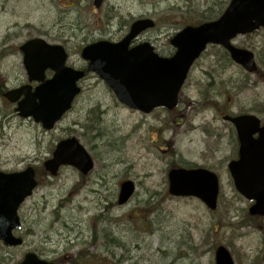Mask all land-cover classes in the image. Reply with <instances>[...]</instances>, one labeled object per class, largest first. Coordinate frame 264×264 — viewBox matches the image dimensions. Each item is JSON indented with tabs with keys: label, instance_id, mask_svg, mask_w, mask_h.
Segmentation results:
<instances>
[{
	"label": "rangeland",
	"instance_id": "obj_1",
	"mask_svg": "<svg viewBox=\"0 0 264 264\" xmlns=\"http://www.w3.org/2000/svg\"><path fill=\"white\" fill-rule=\"evenodd\" d=\"M227 2L106 0L97 10L93 0H0V74L10 88L25 80L19 46L30 37H52L48 32L70 38L72 58L81 63L82 45L100 38L119 40L142 15L155 17L158 25L147 34L158 38V52L169 54L170 38L182 23L196 18L194 9L218 15ZM234 43L254 51L258 60L264 31L239 36ZM183 93L194 100L207 95L227 99L235 113L260 106L263 112L255 114L264 119V81L255 74L247 77L219 46H209L195 62ZM182 116L170 119L163 109L150 115L133 111L96 75L84 80L71 111L50 131L19 117L0 95V171L42 166L57 142L69 136H76L96 162L85 176L73 166H63L57 176L41 175V184L20 209L19 234L24 236L27 228V238L17 248L0 243V261L18 264L26 252L35 251L59 264L88 258L100 264H215V247L224 244L236 264H258L264 259V219L250 222L252 202L236 191L228 171L237 150L233 128L209 107H189ZM204 127L212 128V134ZM172 163L219 175L223 204L217 214L196 198L168 193ZM125 179L137 189L127 204L119 205ZM243 218L246 226L231 225Z\"/></svg>",
	"mask_w": 264,
	"mask_h": 264
},
{
	"label": "water",
	"instance_id": "obj_2",
	"mask_svg": "<svg viewBox=\"0 0 264 264\" xmlns=\"http://www.w3.org/2000/svg\"><path fill=\"white\" fill-rule=\"evenodd\" d=\"M102 2L95 0V5L100 7ZM154 26L151 19L136 20L123 40L99 41L82 51V56L90 60L89 70L107 81L121 103L146 113L159 106L173 109L177 105L190 67L209 43L222 45L235 62L249 72L256 71L254 52L235 46L232 39L264 28V0H230L218 19L184 27L171 39L177 48L171 57L160 56L148 43L130 48L133 38ZM21 49L31 79L43 80L48 67L56 73L34 92L25 86L5 93V97L18 102L16 111L21 117H31L44 129H52L72 107L81 90L77 80L84 72L65 66L67 54L60 45H49L37 39L26 42ZM224 118L234 123L240 141L239 158L229 165L235 186L245 197L256 201L249 213L264 216V125L261 126L260 119L253 114ZM256 133L258 137H254ZM61 165H73L87 174L95 163L78 139L70 137L61 140L53 157L45 162L46 170L53 175ZM168 176L172 195L197 196L211 209L217 208L220 187L215 173L202 168H174ZM36 186L35 170L31 166L18 172L0 171V240L5 245L22 244V239L14 235V229L21 227L18 210ZM134 192L133 181L122 182L119 204L126 203ZM20 264L53 263L29 253ZM216 264H235L223 246L217 249Z\"/></svg>",
	"mask_w": 264,
	"mask_h": 264
},
{
	"label": "flooded vegetation",
	"instance_id": "obj_3",
	"mask_svg": "<svg viewBox=\"0 0 264 264\" xmlns=\"http://www.w3.org/2000/svg\"><path fill=\"white\" fill-rule=\"evenodd\" d=\"M142 16H145V15H142ZM150 31L148 30V31H145V32H143L138 38H136L135 40H145V41H148V42H152V43H154L155 42V40H157L158 38H156L155 40H154V38H151V37H149L148 36V34L147 33H149ZM46 34H50V35H52V37H46V36H44V35H39V36H37V37H41V38H43L44 40H48L49 42H51V43H62L64 46H65V49H66V51H67V53H68V60H67V64L69 65V66H72V67H75V68H77V69H84V70H86V68H87V66H88V63L86 62V61H82L81 63L78 61V60H74L73 58H72V54H71V49H70V42L68 41V40H71L70 38H68V37H60V36H56V35H53L52 33H46ZM30 39V38H29ZM101 39V38H100ZM100 39H96V40H100ZM5 40H9V35H7V37L5 38ZM26 40H28V39H26ZM51 40H54V41H51ZM19 51H20V49H19ZM22 54V53H21ZM23 57V56H22ZM53 74H54V72L51 70V69H47V70H45V72H44V80H47L48 78H51L52 76H53ZM87 77L86 78H88V76H89V74L88 75H86ZM85 80V79H84ZM84 80H82L80 83L83 85V82H84ZM39 83H41V81L40 82H38V81H31L30 80V78H29V76H28V74H27V72H26V77H25V80H23L22 82H20L17 86H15V87H13V88H16V87H20V86H23V85H30L31 87H32V90H34L35 89V87H37L38 85H39ZM7 86V85H6ZM9 87L7 86V89H8ZM26 233H27V228H25V235H24V237H25V239L27 238V235H26Z\"/></svg>",
	"mask_w": 264,
	"mask_h": 264
},
{
	"label": "trees",
	"instance_id": "obj_4",
	"mask_svg": "<svg viewBox=\"0 0 264 264\" xmlns=\"http://www.w3.org/2000/svg\"><path fill=\"white\" fill-rule=\"evenodd\" d=\"M193 13H194V17H196L195 19H193V20H191V21H188V22H193L194 24H197V23H200V22H203V21H205V20H210V19H214V18H216L218 15H214V14H212V13H205V12H200V13H198V11L196 10V9H194L193 10ZM263 48V52H258L259 54H262L263 56H264V46L262 47ZM224 51V53H225V55L228 57V61L229 62H231V60H230V58H229V55H228V53H227V51L226 50H223ZM259 58H260V63L263 65L262 67H260V69L258 70V72H257V76H259V78L260 79H262L263 81H264V58L263 57H260L259 56ZM247 77H249L250 75L249 74H247V73H244ZM2 81H1V79H0V90L2 89ZM235 87H238L239 89H242L244 86L243 85H237V86H235ZM213 103H214V106L216 107L217 106V108H218V111H222V110H224L225 108V106H227V104H228V100L226 99V100H224V101H222V102H218V101H213ZM251 111H255V112H257V113H262L263 112V108L262 107H260V106H255V107H253L252 108V110ZM43 173V170H41V171H38V175H41ZM258 219H259V217H257ZM257 218H253V219H249L251 222H253V223H256L258 220H257ZM247 224H248V222H247ZM263 261H260V262H258V264H264V259H262Z\"/></svg>",
	"mask_w": 264,
	"mask_h": 264
}]
</instances>
